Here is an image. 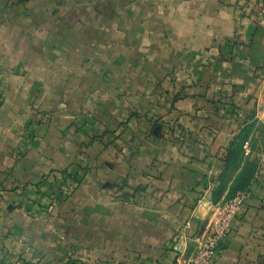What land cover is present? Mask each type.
Returning <instances> with one entry per match:
<instances>
[{
  "label": "crops",
  "instance_id": "obj_1",
  "mask_svg": "<svg viewBox=\"0 0 264 264\" xmlns=\"http://www.w3.org/2000/svg\"><path fill=\"white\" fill-rule=\"evenodd\" d=\"M257 1L0 0V264L191 257L264 123ZM260 155L216 264H264Z\"/></svg>",
  "mask_w": 264,
  "mask_h": 264
},
{
  "label": "rangeland",
  "instance_id": "obj_2",
  "mask_svg": "<svg viewBox=\"0 0 264 264\" xmlns=\"http://www.w3.org/2000/svg\"><path fill=\"white\" fill-rule=\"evenodd\" d=\"M230 150L233 153L229 156V168L225 173L224 183L228 185L231 181V187L225 200L245 189L254 179L260 154L264 152V123L255 120L242 125L232 139Z\"/></svg>",
  "mask_w": 264,
  "mask_h": 264
},
{
  "label": "built area",
  "instance_id": "obj_3",
  "mask_svg": "<svg viewBox=\"0 0 264 264\" xmlns=\"http://www.w3.org/2000/svg\"><path fill=\"white\" fill-rule=\"evenodd\" d=\"M257 3L264 16V0H258ZM245 194L246 191H241L216 207V216L208 234L197 238L191 257L185 261L179 257L177 264H216V257L225 247L224 239L233 228L242 209Z\"/></svg>",
  "mask_w": 264,
  "mask_h": 264
},
{
  "label": "trees",
  "instance_id": "obj_4",
  "mask_svg": "<svg viewBox=\"0 0 264 264\" xmlns=\"http://www.w3.org/2000/svg\"><path fill=\"white\" fill-rule=\"evenodd\" d=\"M231 153H233V150H230V152H229V156L231 155ZM227 158H228V164H229V162H230V161H229L230 158H229V157H227ZM226 172H227V171H226ZM226 172H225V173H226ZM224 176H225V175H224ZM247 188H248V186H247L245 189H243V190H246ZM219 191H220V190H218V192H216V195L219 193ZM234 196H235V195H234ZM231 197H233V196H231ZM231 197H229V198H231ZM229 198H228V199H229ZM226 200H227V199H226Z\"/></svg>",
  "mask_w": 264,
  "mask_h": 264
}]
</instances>
